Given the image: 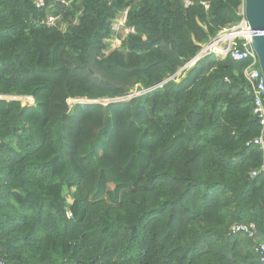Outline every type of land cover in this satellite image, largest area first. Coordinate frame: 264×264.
<instances>
[{"label":"trees","instance_id":"16d2710c","mask_svg":"<svg viewBox=\"0 0 264 264\" xmlns=\"http://www.w3.org/2000/svg\"><path fill=\"white\" fill-rule=\"evenodd\" d=\"M37 1L0 0L5 264H264L249 60L192 63L244 0Z\"/></svg>","mask_w":264,"mask_h":264},{"label":"built area","instance_id":"2783aa9c","mask_svg":"<svg viewBox=\"0 0 264 264\" xmlns=\"http://www.w3.org/2000/svg\"><path fill=\"white\" fill-rule=\"evenodd\" d=\"M186 2L189 3L190 1L186 0ZM37 4L42 5L43 0H38ZM239 14L242 16L241 22L232 28H225L222 32H228V33L219 34V36L215 40H213L211 44H209L208 46L206 45L207 46L206 50H208V53L214 52L221 55L231 54V56L237 60H249V65L245 68L244 74L250 83L254 95L253 111L258 116L262 126L261 133L254 140V144L260 146L264 151V76L260 67L257 53L255 52L254 49L248 46L250 37L247 36V34L250 31L246 19L244 1L240 7ZM126 17H127V11H125L122 15L118 16V18L114 20L113 29L115 31H119L123 28L125 32H129L130 30H132L129 27H125ZM57 19L58 17L56 16H49L47 23L49 25L55 24ZM238 38L244 39L243 44H240L237 41ZM18 99L32 100V98L29 97H20ZM262 170L264 171V164L262 166ZM231 228L234 231L243 232L248 237H255L257 233V227L256 224L254 223L233 224ZM256 251L260 255V260L264 263V240L259 245L256 246ZM0 264H5L4 260L1 258H0Z\"/></svg>","mask_w":264,"mask_h":264},{"label":"water","instance_id":"95a60500","mask_svg":"<svg viewBox=\"0 0 264 264\" xmlns=\"http://www.w3.org/2000/svg\"><path fill=\"white\" fill-rule=\"evenodd\" d=\"M244 9L246 14V19L249 25V42L248 46L255 50L258 55L260 67L264 76V0H244ZM219 35L214 37L208 44H211ZM207 46L203 48L199 54L192 60V63L199 60L202 56L208 53ZM242 49V47H241ZM188 66V64L186 65ZM185 66V67H186ZM184 67V68H185ZM182 68L176 74H173L166 78L164 81H168L174 78L176 75L180 74L184 69ZM156 86H153L149 89H144L142 92L150 91ZM121 98L113 99L112 101H118Z\"/></svg>","mask_w":264,"mask_h":264},{"label":"rangeland","instance_id":"374dc122","mask_svg":"<svg viewBox=\"0 0 264 264\" xmlns=\"http://www.w3.org/2000/svg\"><path fill=\"white\" fill-rule=\"evenodd\" d=\"M229 31V30H228ZM221 33H223V34H225V33H228V32H222L221 31ZM221 33H219V34H221ZM120 43H121V41H120V39H117L116 37L114 38V39H112L111 40V48H116V47H119L120 46ZM206 46V45H205ZM217 54V53H216ZM27 101H29V100H22V102H23V104H25V102H27ZM71 101V100H70ZM70 199V198H69Z\"/></svg>","mask_w":264,"mask_h":264}]
</instances>
